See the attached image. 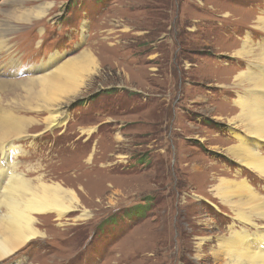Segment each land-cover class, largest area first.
<instances>
[{
  "label": "rangeland",
  "instance_id": "rangeland-1",
  "mask_svg": "<svg viewBox=\"0 0 264 264\" xmlns=\"http://www.w3.org/2000/svg\"><path fill=\"white\" fill-rule=\"evenodd\" d=\"M31 6L44 11L18 18ZM260 16L264 0H0L11 46L0 62L15 57L18 73L0 107L24 124L14 169L74 188L82 206L61 228L40 222L45 235L0 264H211L232 222L212 182L240 175L264 186L225 151L237 129L228 91L246 61L258 62ZM242 47L254 49L245 62ZM53 54L56 67L81 62L80 88L58 101L64 123L49 125L33 95L41 87L27 82Z\"/></svg>",
  "mask_w": 264,
  "mask_h": 264
},
{
  "label": "bare ground",
  "instance_id": "bare-ground-1",
  "mask_svg": "<svg viewBox=\"0 0 264 264\" xmlns=\"http://www.w3.org/2000/svg\"><path fill=\"white\" fill-rule=\"evenodd\" d=\"M35 7H27L17 17L28 18L37 11L34 10ZM38 11L39 13H35L36 17L44 10L40 8ZM260 18L264 24V16L258 17L262 21ZM1 30L0 53L9 52L11 46L5 42V30ZM248 49L241 48L240 61L245 62L247 56L253 57L254 49ZM255 50L258 52V62L246 61L248 70L237 73L234 76V87L227 90L235 99L232 100V105H228L230 107L226 111V117L229 122L237 124V129L235 128L233 134L235 140L225 151L240 166L247 167L264 181V43ZM59 59V54H53L48 62L33 67L31 72L34 75L27 82L29 86L41 87L38 95H33L41 102L40 108L49 114L46 119L49 125L64 123L63 106L58 101L61 95H66L67 99L69 96L73 98L80 88L75 80L78 74L76 69L81 62L71 60L56 67ZM16 61L15 57L10 56L8 61L0 62V89L15 86L12 79L18 74L14 71ZM87 62L93 63L90 54L86 56L85 64ZM52 67L56 68L46 72ZM240 79H244L246 83H242ZM8 112L0 107V261L15 253L31 239L45 235L38 229L40 222L51 225L57 223L56 226L61 228L64 226L62 221L65 217L81 206V200L74 188L65 187L58 181H48L41 176L29 178L14 169L12 158L17 146L12 144V137H19L23 133L24 124L21 118ZM91 157L90 155L88 158V164L92 161ZM11 166L12 169H9ZM212 183L213 195L232 214V222L211 247V264H264V186L252 187L240 175L219 176ZM71 185L74 186L75 181ZM162 209L164 212L160 213L159 221L161 228L168 218L166 208ZM82 216L87 217V211L78 218L83 219ZM204 245L206 247L208 243L203 242V239L198 242V253L203 250Z\"/></svg>",
  "mask_w": 264,
  "mask_h": 264
},
{
  "label": "trees",
  "instance_id": "trees-1",
  "mask_svg": "<svg viewBox=\"0 0 264 264\" xmlns=\"http://www.w3.org/2000/svg\"><path fill=\"white\" fill-rule=\"evenodd\" d=\"M97 1H100V0H97Z\"/></svg>",
  "mask_w": 264,
  "mask_h": 264
}]
</instances>
